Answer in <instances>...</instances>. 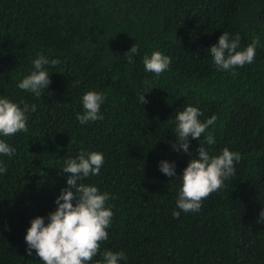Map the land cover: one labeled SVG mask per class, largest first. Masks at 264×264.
I'll list each match as a JSON object with an SVG mask.
<instances>
[{"label": "trees", "instance_id": "1", "mask_svg": "<svg viewBox=\"0 0 264 264\" xmlns=\"http://www.w3.org/2000/svg\"><path fill=\"white\" fill-rule=\"evenodd\" d=\"M223 32L238 33L241 49L260 41L235 76L217 70L209 50ZM156 50L171 58L158 79L143 65ZM38 54L59 60L45 66L51 84L40 97L17 87ZM88 91L106 96L104 119L81 124ZM0 98L36 105L27 132L0 136L16 150L0 154V264H43L27 254L26 231L36 216L47 223L67 187L65 161L81 151L105 159L80 183L115 197L105 205L114 213L108 239L90 264L106 249L125 252L121 264H264V0H0ZM189 105L201 121L218 117L208 129L216 143L190 138L191 155L172 148L175 116ZM200 143L242 159L199 212L174 218L180 174ZM161 160L175 162L177 177L159 170Z\"/></svg>", "mask_w": 264, "mask_h": 264}, {"label": "clouds", "instance_id": "2", "mask_svg": "<svg viewBox=\"0 0 264 264\" xmlns=\"http://www.w3.org/2000/svg\"><path fill=\"white\" fill-rule=\"evenodd\" d=\"M259 38L253 39L245 48L241 49V37L237 33L231 37L228 32H223L218 38V43L210 46L212 60L217 70L229 71L233 76L238 73L237 68L251 64L256 55ZM139 53L137 43L125 53L128 63L133 62V56ZM58 59L49 60L38 54L32 60L33 70L17 84V87L26 92H31L40 97L51 84L50 74L45 66H55ZM171 64V58L161 51L156 50L149 56L143 57L144 70L159 78L166 72ZM150 89L153 81L145 79L143 82ZM149 92V91H146ZM145 93V92H144ZM138 99L142 105L147 103L145 95ZM106 96L96 91H88L82 96L83 114H78L77 119L81 124L90 121L103 120L101 105ZM23 107L7 98H0V136L11 137L18 132H27V114L36 111V105L22 102ZM200 109L187 106L175 116L176 140L172 143L173 150L189 153L191 139L199 140L207 145L216 143L209 126L216 123L218 117L213 114L210 118L201 121ZM201 142V141H200ZM15 148L10 147L5 140L0 139V154L12 156ZM196 158H191L184 168L181 177V187L178 190L176 209L172 212L174 218H179L181 212L196 213L202 207V202L211 194L219 192L225 187V181L235 175V164L242 159L239 152L223 148L220 154L210 155L209 150L201 143L197 149ZM104 155L100 152L81 151L76 158L65 161L62 174L67 175V187L63 188L56 197V209L48 213L47 223L43 216H36L31 220L26 231V252L31 255L35 250L36 255L43 264H90L94 257L100 253L101 243L108 239L106 230L114 216L113 211L106 207L109 199H115L107 192H100L95 185L80 183L89 176H98L104 164ZM159 170L168 177H177L175 162L161 160ZM6 166L0 162V174L6 173ZM258 223H264V209L259 213ZM127 261L123 251L113 252L104 250L102 259L97 264H121Z\"/></svg>", "mask_w": 264, "mask_h": 264}]
</instances>
